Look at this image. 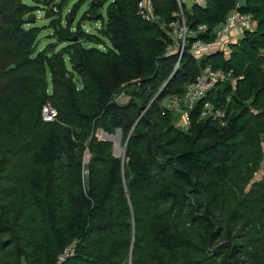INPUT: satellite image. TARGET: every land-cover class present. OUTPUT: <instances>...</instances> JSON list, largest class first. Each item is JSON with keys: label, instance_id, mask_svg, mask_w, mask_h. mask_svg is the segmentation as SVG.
I'll return each instance as SVG.
<instances>
[{"label": "trees", "instance_id": "1", "mask_svg": "<svg viewBox=\"0 0 264 264\" xmlns=\"http://www.w3.org/2000/svg\"><path fill=\"white\" fill-rule=\"evenodd\" d=\"M43 1L55 42L38 50L35 7L0 0V264H264V0H245L252 30L228 55L184 51L176 69L161 25L176 0H151L150 22L140 0H91L74 31L86 0L65 26L64 2ZM235 1L182 4L187 29L206 25L197 39L211 43ZM206 66L233 72L208 95L227 125L199 121V102L180 130L159 102ZM98 129L120 131L123 162Z\"/></svg>", "mask_w": 264, "mask_h": 264}, {"label": "built area", "instance_id": "2", "mask_svg": "<svg viewBox=\"0 0 264 264\" xmlns=\"http://www.w3.org/2000/svg\"><path fill=\"white\" fill-rule=\"evenodd\" d=\"M176 2L179 7V12L177 14L178 20L174 23H170L167 27L173 28L177 26L174 29V33L180 42L177 49L179 54L177 63L184 51L191 57L199 55L200 58L202 56H209L218 51H222L225 55H228V45L231 43L228 37L231 31L233 29H239L243 34L245 31L252 30L251 15L240 11L245 0H236L234 7L228 12L225 20L213 28L214 40L211 43L203 42L197 39V35L207 31L206 25H198L195 31L188 30L185 24L182 4L204 8L206 6V0H176ZM138 13L143 20L148 22L159 20V17L153 12L151 0H140ZM161 25L165 27V24ZM190 38L193 40L190 41ZM262 52L264 53V50ZM232 74L233 72L231 70L225 72L221 69L213 70L211 66H206L200 71L194 81L185 85L181 94L167 95L160 100L159 107L161 115H172L184 112L185 124L188 126L190 125L188 113L200 102L201 106L198 120H210L217 123L219 127H225L228 122L225 108L221 107L219 104H215L212 99H208V95L216 89L218 85L224 82H233ZM121 96H125V92L122 95L120 94L119 98ZM224 101V104L227 105L229 103V98L226 97ZM56 118V110L50 104H46L41 111L42 121L47 123L53 122Z\"/></svg>", "mask_w": 264, "mask_h": 264}, {"label": "rangeland", "instance_id": "3", "mask_svg": "<svg viewBox=\"0 0 264 264\" xmlns=\"http://www.w3.org/2000/svg\"><path fill=\"white\" fill-rule=\"evenodd\" d=\"M54 3H60V2H64L63 5V9H62V14H61V25L65 26L66 24V17L68 15L71 14L72 12V8L73 6L79 1V0H53ZM91 0H86V2L80 7V9L78 10L77 14L75 15L74 19H73V23L71 25V30L74 31L77 24L80 21V18L82 16V14L88 9V5L90 3ZM23 3L33 6L35 7V10L33 12L34 14V20H31L33 23L28 25V28L31 27H36L39 28V33L37 36V49L38 50H42L43 48H45L48 44L55 42L54 39H50V35L52 34V29L49 28V20L44 18V8H45V3L43 0H22ZM56 18V17H55ZM72 21V19H71ZM186 24V22H185ZM101 24L98 22H84L82 23L81 27L82 29L86 32V33H90L93 34L95 33L96 30H98L100 28ZM177 27V26H176ZM176 27L170 28L167 27H163L164 30H166V34L169 38H172L175 40V46L171 49L174 50L175 52L178 53L177 49H178V45H180L179 40L177 39L175 33H174V29ZM238 41V40H237ZM63 45H58L57 49H60ZM86 47H88L89 45L85 44ZM179 55V54H178ZM195 59H199L200 56L197 55L194 57ZM124 92H121L119 94H117V96L115 97V102L122 104L124 102H126L128 100L127 96H121L119 98V95L123 94ZM172 117V123L174 124V126L180 130H186L188 126H186L185 124V120H184V112L182 113H175L171 115ZM117 131L116 130L113 134H107L111 139H112V153L115 157H119L122 158V155L124 153V141H122L121 139V135H120V139L119 141L117 140ZM103 130L98 129L96 132V137L100 140H104V135H103ZM264 149V146H263ZM86 161V160H85ZM262 174V172H260L258 174V177H260Z\"/></svg>", "mask_w": 264, "mask_h": 264}, {"label": "water", "instance_id": "4", "mask_svg": "<svg viewBox=\"0 0 264 264\" xmlns=\"http://www.w3.org/2000/svg\"><path fill=\"white\" fill-rule=\"evenodd\" d=\"M29 19L30 20H34V14H31L30 16H29ZM177 64L178 63H176V65H175V68H176V66H177ZM8 69H14V65H11ZM169 80V79H168ZM168 80H167V82H168ZM167 82H165L164 84H163V86H162V89H164L165 88V86H166V84H167ZM142 115V114H141ZM139 118H140V116H139ZM118 133H117V140L119 141V139H120V131H117ZM103 135H104V141H112V139L106 134V133H103ZM126 143H127V141L125 142V145H124V153H123V155H122V158H121V161L123 162L124 160H125V149H126Z\"/></svg>", "mask_w": 264, "mask_h": 264}, {"label": "crops", "instance_id": "5", "mask_svg": "<svg viewBox=\"0 0 264 264\" xmlns=\"http://www.w3.org/2000/svg\"><path fill=\"white\" fill-rule=\"evenodd\" d=\"M242 33L239 29H233L228 37V40L231 43H236L237 40L241 37Z\"/></svg>", "mask_w": 264, "mask_h": 264}]
</instances>
